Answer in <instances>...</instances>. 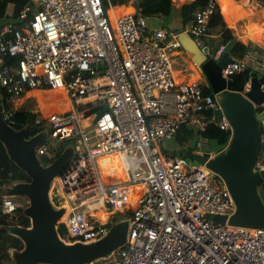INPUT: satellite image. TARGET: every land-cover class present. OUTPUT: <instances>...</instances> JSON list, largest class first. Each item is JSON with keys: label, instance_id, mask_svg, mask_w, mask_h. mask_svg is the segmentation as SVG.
<instances>
[{"label": "built area", "instance_id": "1", "mask_svg": "<svg viewBox=\"0 0 264 264\" xmlns=\"http://www.w3.org/2000/svg\"><path fill=\"white\" fill-rule=\"evenodd\" d=\"M134 1L32 0L16 21L0 24L6 120L12 124L23 100L41 93H58L65 104L47 122L37 119L48 132L36 148L43 164L67 146L74 150L51 186L53 202L65 208L59 234L70 243L93 241L125 214V246L87 264H264V227L230 224L236 203L228 184L193 156L209 153V159L230 139L214 148L202 137L191 158L162 150L184 124L203 130L214 121L232 134L229 118L215 114L221 108L217 93L206 94V84L181 78L175 68L180 34L188 32L201 47L219 0H209L181 32L150 25ZM247 67L233 57L222 73L233 78ZM261 139L263 150L264 133ZM20 197L5 192L3 214L13 217L29 205L28 197L22 203Z\"/></svg>", "mask_w": 264, "mask_h": 264}, {"label": "water", "instance_id": "2", "mask_svg": "<svg viewBox=\"0 0 264 264\" xmlns=\"http://www.w3.org/2000/svg\"><path fill=\"white\" fill-rule=\"evenodd\" d=\"M187 54L201 67L214 93L225 94L219 99L221 108L215 109L217 117L225 114L232 124L228 146L215 156H193L206 163L212 171L219 173L228 184L236 203V211L229 218L230 224L264 227V199L259 186L264 182V166L258 167L264 133V77L251 70L250 83L245 91L234 89L233 78L223 76V67L233 61L231 55L234 39L229 40L219 52L210 55L208 47H200L194 38L183 32L179 36ZM0 104V141L9 158L30 177L10 185L7 192L29 198L25 208L30 225L17 227L15 234L22 240L23 248L16 251L18 264H87L107 257L124 247L129 231V220L119 216L107 234L89 242H66L59 234L60 218L65 208L57 207L51 198L54 178L69 167L74 150L65 149L49 164H43L36 148L47 137V130L27 137V128H16L9 123ZM105 107L97 112L96 121ZM224 222L226 216L211 215Z\"/></svg>", "mask_w": 264, "mask_h": 264}, {"label": "trees", "instance_id": "3", "mask_svg": "<svg viewBox=\"0 0 264 264\" xmlns=\"http://www.w3.org/2000/svg\"><path fill=\"white\" fill-rule=\"evenodd\" d=\"M32 0H0V18L6 21H16L19 18L21 10L25 5L30 4ZM173 4V1L170 0ZM209 0H191L183 4L180 9L184 12L183 23L181 28H175V30L181 32L186 29L188 23H193L196 18L198 11L202 10ZM158 2L153 4L152 7L145 13L148 17L154 15H162V12L167 11V8H161ZM174 9L176 6L173 4ZM144 14V13H143ZM2 24V23H1ZM216 28H225V38L221 43H217L210 48L213 52H217L222 44L234 39V44L232 46V54L235 57H242L247 50L249 42H244L240 38H237L231 29L227 27V23L221 12V7L219 3L214 5L213 12L211 14L210 20L208 22V32L213 31ZM9 61L18 63V57H10ZM249 69L242 71L233 76L234 88L243 90L246 83L250 79ZM260 77L264 75L259 73ZM206 94L213 93V90L209 83L204 86ZM212 114V112H211ZM209 114V116L211 115ZM38 114L26 108H20L16 110L13 114L12 125L20 129L23 127L27 128V137L35 135L38 131L42 129V123L37 122ZM231 136L230 130L222 129L214 121H210L205 129H200L196 125L184 124L181 126L173 139L168 140L170 144H165L162 146L163 152L172 153L175 155H183L191 158L193 151L197 148V142L202 137H209L211 140H215L220 144H225L228 142ZM0 147L5 150L3 143L0 141ZM8 155V154H7ZM7 162L4 164V176L0 177V264H18L15 253L16 251L23 248L22 240L15 234V229L17 227H27L30 225V218L26 215L25 207H18L16 215L9 217L2 212V195L7 192V188L20 181H28L30 177L27 173L22 170L15 162H13L8 156ZM44 162L48 160L42 158ZM259 164H264L263 155L259 156ZM260 193L264 199V182L261 184ZM59 231L64 232L63 226L59 227ZM13 249V250H12Z\"/></svg>", "mask_w": 264, "mask_h": 264}, {"label": "crops", "instance_id": "4", "mask_svg": "<svg viewBox=\"0 0 264 264\" xmlns=\"http://www.w3.org/2000/svg\"><path fill=\"white\" fill-rule=\"evenodd\" d=\"M174 3L176 0H172ZM182 3H175L177 7L176 10H180V7L191 1V0H179ZM230 6H232L233 11L229 14L223 9V2L219 0V5L221 7V12L224 16V19L227 23V27L231 29V32L237 37L243 40L244 42H249L246 52L242 57H240L243 61H245L248 65L247 69L256 70L258 73L264 75V0H229ZM229 6V7H230ZM148 23H151V17H148ZM159 17V16H152ZM175 22H170V28H181L184 23L182 18L179 15L175 16ZM160 20H162L160 18ZM5 20L0 18V24L4 23ZM191 23H188L186 27L190 26ZM155 26V25H154ZM157 26V25H156ZM225 38V28H216L213 31H209L205 37V41L201 44V47H208L209 52H211L210 48L212 47L211 43H221ZM227 43V42H226ZM226 43L222 44L225 45ZM204 45V46H203ZM221 47L217 52L220 51ZM184 49V48H183ZM183 55L181 59V65L184 66L183 70L178 66L177 60H175V68L177 72L180 74L181 78L184 79H199L202 83H209L207 79L204 77V73L200 66L194 63V60L188 55H184L182 50H178L177 55ZM232 57H235L231 52ZM239 58V59H240ZM177 62V64H176ZM177 65V66H176ZM246 69V70H247ZM251 79V77H250ZM249 79V80H250ZM248 80V81H249ZM235 89V88H234ZM239 90V89H235ZM213 141L216 142V145H213ZM212 146L219 147L221 145L217 141L213 140Z\"/></svg>", "mask_w": 264, "mask_h": 264}, {"label": "rangeland", "instance_id": "5", "mask_svg": "<svg viewBox=\"0 0 264 264\" xmlns=\"http://www.w3.org/2000/svg\"><path fill=\"white\" fill-rule=\"evenodd\" d=\"M157 2L160 5H163L161 8L165 9V7H166L167 11L162 12V15H159V17H151V19H152L151 23L153 25H155V26L156 25H163V26H166V27H170L169 26L170 22H173V23L175 22V18H176L175 16L176 15H179L182 18V20H183L184 12H182L181 9L179 11H178V9L175 10L174 7H173V4L175 5V3L176 4L182 3L179 0H176V2L175 3L173 2V4L171 3L170 0H138V1L132 2V4L135 5L141 13L145 14L147 12V10L150 11L149 9L152 7V5L157 3ZM120 4L121 5H125V4H129V3L127 1H124L123 3H120ZM160 18L162 20H160ZM211 44H212V46L215 45V43H211ZM180 50H182L184 55L187 54L185 49H180ZM215 54H216V52H213L211 50L210 55H215ZM182 57H183V55L181 54V55H179V57L177 56L175 58V60H177L178 66L183 70L184 66L181 65ZM177 62H176V64H177ZM203 75H204L205 79H207L205 74H203ZM50 97H51L50 100H52L53 103L48 104V99ZM217 97L219 99L223 100V98L225 97V94L223 92L217 93ZM37 99H40L41 102H39ZM61 101L62 100L60 99V97H58V93H55V92L41 93L39 96L24 99L23 100V104H22V106L20 108H26V109L28 108L30 110L33 109V111L37 112L38 118H40L39 117V115H40L41 119L45 123V122H47V119H48L47 117H48V115L50 113H53V112H56V111H63V109H65V104L64 103H60ZM52 142H54L55 145L63 144V143H60V142L55 141V140H53ZM169 142L170 141L166 140L165 144L166 145L170 144ZM216 144L217 143L213 141V145H216ZM214 148H216V147H214ZM260 155H263V157H264V149L261 151ZM7 160H9V159H8V155H7L6 150H4L2 147H0V177L4 176L3 175L4 174V166H5L4 164L7 162ZM197 162L202 163L200 160H197ZM259 166L263 167L264 164H259ZM260 187H262V186L260 185L259 189H260ZM56 199H57V197H56ZM19 200H20L21 203L25 202L26 197L25 196H21L19 198ZM121 216H126V215L123 214Z\"/></svg>", "mask_w": 264, "mask_h": 264}, {"label": "bare ground", "instance_id": "6", "mask_svg": "<svg viewBox=\"0 0 264 264\" xmlns=\"http://www.w3.org/2000/svg\"><path fill=\"white\" fill-rule=\"evenodd\" d=\"M222 2H223V9H224L225 12H227V13L229 12L230 13L231 11H233L232 6H230L229 0H222ZM263 67H264V65H263Z\"/></svg>", "mask_w": 264, "mask_h": 264}, {"label": "clouds", "instance_id": "7", "mask_svg": "<svg viewBox=\"0 0 264 264\" xmlns=\"http://www.w3.org/2000/svg\"><path fill=\"white\" fill-rule=\"evenodd\" d=\"M260 167V166H259Z\"/></svg>", "mask_w": 264, "mask_h": 264}]
</instances>
